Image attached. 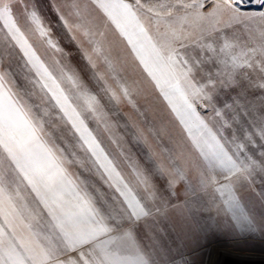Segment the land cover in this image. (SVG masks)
<instances>
[{"label": "snow or ice", "instance_id": "6c2138e0", "mask_svg": "<svg viewBox=\"0 0 264 264\" xmlns=\"http://www.w3.org/2000/svg\"><path fill=\"white\" fill-rule=\"evenodd\" d=\"M249 2L0 0V264H170L158 237L177 207L175 264H197L221 228L264 235L242 200L264 188V0ZM109 25L194 155L147 118ZM121 117L130 139L113 137Z\"/></svg>", "mask_w": 264, "mask_h": 264}, {"label": "rangeland", "instance_id": "374dc122", "mask_svg": "<svg viewBox=\"0 0 264 264\" xmlns=\"http://www.w3.org/2000/svg\"><path fill=\"white\" fill-rule=\"evenodd\" d=\"M128 2H133V0H128ZM258 7L254 0H250L246 5V8L249 10H256ZM221 18L227 20V13H223ZM107 37L114 42L116 52L126 62L130 78L137 81L141 89L139 103L148 106L147 118L154 121L158 126L162 125L166 137H171L181 142L185 146V149L194 155L192 141L182 127L180 119L171 111L168 101L154 87L147 74L140 67L132 53L131 46L125 40L118 37L115 28L111 25L108 27ZM36 46L45 58L46 51L43 46L38 43H36ZM122 111L131 117L133 121L144 126L141 118L128 106H122ZM143 111L144 108H141V112ZM197 111L200 112L201 116L206 115L198 106ZM124 124L125 120L121 117L118 126L113 130L114 138L122 136L125 139H130L131 129L122 127ZM89 127L94 131L96 130L95 125L91 122L89 123ZM192 135H197L195 128L192 129ZM149 138L151 139V137ZM101 139L106 150H112L109 138L101 137ZM153 143H155L154 140ZM217 178L219 179V174H217ZM182 190L183 184H178V198L171 201L172 204L179 205L183 203L184 198L179 196ZM262 196H264V188L259 183L256 184L255 191L248 190L242 193V200L247 206L253 209L257 216L264 215V201L261 199ZM185 214V210L179 207L171 208L169 209L167 220H162L160 224V227L163 229V235L158 237L159 243L162 246L173 249L171 255L168 257L170 264H175L173 257H178L180 248L184 244V233L187 230L184 218ZM257 260L264 261V235L241 236L237 235L230 228H221V230L216 232L208 247L197 256V264H221L222 261H224L223 264H264V262L249 263Z\"/></svg>", "mask_w": 264, "mask_h": 264}, {"label": "crops", "instance_id": "0c3cea01", "mask_svg": "<svg viewBox=\"0 0 264 264\" xmlns=\"http://www.w3.org/2000/svg\"><path fill=\"white\" fill-rule=\"evenodd\" d=\"M30 42H31V40H30ZM37 53L41 56V58H44L43 55L41 54V52L37 51ZM109 151H112V150H109ZM72 171L75 172V173H77V174H79V175L81 176L82 179L84 178V174L81 173V171H80V169H79L78 167H75V166H74V167L72 168Z\"/></svg>", "mask_w": 264, "mask_h": 264}, {"label": "trees", "instance_id": "16d2710c", "mask_svg": "<svg viewBox=\"0 0 264 264\" xmlns=\"http://www.w3.org/2000/svg\"><path fill=\"white\" fill-rule=\"evenodd\" d=\"M30 40L33 43L34 47L37 48L35 40L32 37H30ZM37 51H38V49H37ZM17 83H19V81H17Z\"/></svg>", "mask_w": 264, "mask_h": 264}, {"label": "bare ground", "instance_id": "6f19581e", "mask_svg": "<svg viewBox=\"0 0 264 264\" xmlns=\"http://www.w3.org/2000/svg\"><path fill=\"white\" fill-rule=\"evenodd\" d=\"M224 261L221 262V264H223ZM256 262H264L262 260H257V261H254V262H249V263H256Z\"/></svg>", "mask_w": 264, "mask_h": 264}]
</instances>
